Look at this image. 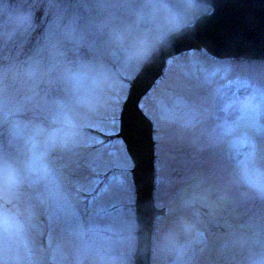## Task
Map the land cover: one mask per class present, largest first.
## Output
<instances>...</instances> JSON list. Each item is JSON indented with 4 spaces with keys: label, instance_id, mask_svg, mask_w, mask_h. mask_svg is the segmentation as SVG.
<instances>
[{
    "label": "rangeland",
    "instance_id": "1",
    "mask_svg": "<svg viewBox=\"0 0 264 264\" xmlns=\"http://www.w3.org/2000/svg\"><path fill=\"white\" fill-rule=\"evenodd\" d=\"M43 1V27L34 32L27 22L41 1L0 0V264H88L90 245L77 208L85 204L83 216L95 218L94 212L121 202L124 219L130 211L128 176L110 177L98 194L101 182L94 178L132 164L119 140L96 146L87 131L118 133L119 103L129 84L123 80L142 64L138 51L150 52L165 34L207 9L191 0H82L81 9L71 0ZM144 14L150 24L142 32L137 20ZM61 46L67 52L91 49L105 59L61 61L50 53ZM199 52L170 60L166 81L143 102L159 128L158 205L173 213L159 222L153 264H262L264 196L245 174L264 180V63L211 62ZM233 75L248 79L252 91L233 89L217 101L216 122L210 97ZM240 81L237 87L248 83ZM229 149L234 167L225 163ZM195 191L201 197L195 216L179 220L193 209ZM117 217L87 226L130 233L132 220L121 223ZM97 243L107 248L95 245L92 252L104 260L112 251L133 248Z\"/></svg>",
    "mask_w": 264,
    "mask_h": 264
},
{
    "label": "water",
    "instance_id": "2",
    "mask_svg": "<svg viewBox=\"0 0 264 264\" xmlns=\"http://www.w3.org/2000/svg\"><path fill=\"white\" fill-rule=\"evenodd\" d=\"M212 13L192 28L167 36L135 77L121 111V138L136 166L137 218L142 264H148L153 215V142L149 119L139 107L165 67L166 59L194 47L218 58H264V0H198Z\"/></svg>",
    "mask_w": 264,
    "mask_h": 264
},
{
    "label": "snow or ice",
    "instance_id": "3",
    "mask_svg": "<svg viewBox=\"0 0 264 264\" xmlns=\"http://www.w3.org/2000/svg\"><path fill=\"white\" fill-rule=\"evenodd\" d=\"M151 53L144 51V50H140L137 53V56L141 59V61L143 63H148L151 59ZM245 178L248 181L249 185L257 192L259 193L261 196H264V180H254L252 178V176L248 173L245 174ZM262 264H264V262H262Z\"/></svg>",
    "mask_w": 264,
    "mask_h": 264
},
{
    "label": "trees",
    "instance_id": "4",
    "mask_svg": "<svg viewBox=\"0 0 264 264\" xmlns=\"http://www.w3.org/2000/svg\"><path fill=\"white\" fill-rule=\"evenodd\" d=\"M14 1V0H11ZM39 19H40V13L39 11H34V14L32 15V19L27 22V24H39Z\"/></svg>",
    "mask_w": 264,
    "mask_h": 264
},
{
    "label": "bare ground",
    "instance_id": "5",
    "mask_svg": "<svg viewBox=\"0 0 264 264\" xmlns=\"http://www.w3.org/2000/svg\"><path fill=\"white\" fill-rule=\"evenodd\" d=\"M228 94H230V93H228V92H224V93L221 94V96H222V97H225V96H227Z\"/></svg>",
    "mask_w": 264,
    "mask_h": 264
}]
</instances>
